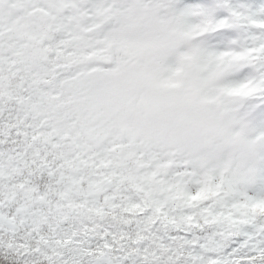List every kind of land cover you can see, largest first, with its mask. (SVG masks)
<instances>
[{"label": "snow or ice", "instance_id": "6c2138e0", "mask_svg": "<svg viewBox=\"0 0 264 264\" xmlns=\"http://www.w3.org/2000/svg\"><path fill=\"white\" fill-rule=\"evenodd\" d=\"M0 264H264V0H0Z\"/></svg>", "mask_w": 264, "mask_h": 264}]
</instances>
